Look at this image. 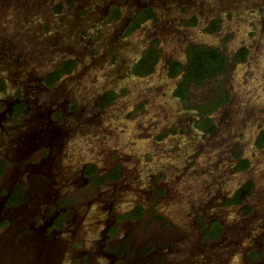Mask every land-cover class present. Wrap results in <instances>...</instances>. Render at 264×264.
<instances>
[{"label":"rangeland","instance_id":"1","mask_svg":"<svg viewBox=\"0 0 264 264\" xmlns=\"http://www.w3.org/2000/svg\"><path fill=\"white\" fill-rule=\"evenodd\" d=\"M147 6L155 18L128 33ZM191 44L218 49L226 72L185 102L167 65L184 62ZM150 49L155 71L136 74ZM71 57L75 70L48 85ZM0 83V109L17 96L29 105L16 120L0 116V191L23 183L32 204L19 216L26 225L0 220V264H113V243L127 240L139 256L128 264H264V0H0ZM219 85L229 100L207 114L208 133L198 109ZM109 92L115 100L100 106ZM88 166L122 176L98 186ZM247 181L246 204H228ZM64 199L63 231L45 242L42 230L28 233L32 213ZM139 205L144 217L118 224L113 239L114 216ZM212 222L224 228L219 240L205 239ZM147 246L155 251L143 254Z\"/></svg>","mask_w":264,"mask_h":264},{"label":"trees","instance_id":"2","mask_svg":"<svg viewBox=\"0 0 264 264\" xmlns=\"http://www.w3.org/2000/svg\"><path fill=\"white\" fill-rule=\"evenodd\" d=\"M154 11L152 8L148 7L143 14L136 19L131 27L128 29V33H132L140 27V24L146 19L154 17ZM195 20L193 21V23ZM215 27L212 30H216ZM247 49L241 48L237 55V60H244L247 56ZM159 53L153 49L145 52L143 57L139 60V63L135 66V73L142 76H149L155 71V67L159 62ZM76 66L75 61H66L61 64V66L54 72L50 73L46 78V83L48 85L54 84L58 81L63 75L71 73ZM169 73L171 78H176L181 74L180 79L178 80L175 95L181 98L183 101H188V96L191 88H201L205 86L210 80L225 74L226 72V58L221 54V52L216 48H206L204 46H199L191 44L187 48V63L182 65L176 61L169 62ZM1 84V83H0ZM0 88H3V85H0ZM116 98L114 92H110L103 96L100 100V106H106L113 102ZM229 100V94L222 90V87L219 85L215 91V99L211 101V104L204 105L198 110L201 112V116L205 117L210 112L214 111L219 106L225 104ZM23 105V104H22ZM18 106L17 108L22 109L24 105ZM19 111V113H21ZM204 130L208 133H213L216 130V126L213 122L207 117L203 120ZM259 145L264 144V131L261 133L258 141ZM249 162L247 160H241L238 166L239 170L247 169ZM7 170V163L0 161V179ZM87 173L93 175L96 178L98 184H104L107 180L111 179L113 181H118L122 174L119 166L113 167L108 174L97 176L95 169L93 167L89 168ZM25 186L23 184L16 185L11 194L8 197L9 205H17L20 203H25L26 196L24 194ZM253 183L247 181L244 183L231 198L228 199V204L238 205L242 204L247 200L248 197L252 195ZM6 190L1 191V195H6ZM144 214V208L138 206L130 214L127 215L128 218H141ZM6 226V225H3ZM222 231V227L218 224L213 225L209 229L204 228L203 232L205 237H211L214 239L219 238ZM256 255V256H255ZM250 259L258 258L256 252H251Z\"/></svg>","mask_w":264,"mask_h":264},{"label":"flooded vegetation","instance_id":"3","mask_svg":"<svg viewBox=\"0 0 264 264\" xmlns=\"http://www.w3.org/2000/svg\"><path fill=\"white\" fill-rule=\"evenodd\" d=\"M148 7H150V8H152L153 9V11L155 10L153 7H151V6H147V7H142V9H140L136 14H135V17H134V19H132V20H130V22H129V26L127 27L128 29L131 27V24L136 20V19H138L139 17H140V15L141 14H143L144 12H145V10L148 8ZM154 17L153 18H155V16H156V13H155V11H154ZM153 18H150V19H146L144 22H142L141 24H140V27L139 28H141V26H142V24L143 23H145V22H147V21H149V20H151V19H153ZM138 28V29H139ZM137 29V30H138ZM137 30H135V31H137ZM134 31V32H135ZM133 33V32H132ZM196 45V44H195ZM188 48V47H187ZM159 60H160V58H159ZM66 61H75L76 62V60L74 59V58H66V59H62V63L63 62H66ZM176 62H178V63H180V64H182V65H185L186 63H187V49H186V60L184 61V62H180V61H176ZM61 63V64H62ZM76 64H77V62H76ZM61 66V65H60ZM59 66V67H60ZM58 67V68H59ZM167 67H168V72H170L169 71V62H168V65H167ZM57 68V69H58ZM75 68H76V66H75ZM156 68V67H155ZM56 69V70H57ZM55 70V71H56ZM75 70V69H74ZM73 70V71H74ZM72 71V72H73ZM52 72H54V71H52ZM52 72H50V73H52ZM71 72V73H72ZM49 73V74H50ZM71 73H69V74H71ZM48 74V75H49ZM47 75V76H48ZM65 75H67V74H65ZM47 76L45 77V80H46V78H47ZM64 76V75H63ZM169 76H170V73H169ZM180 77H181V74H179L176 78H178V79H180ZM57 82V81H56ZM55 82V83H56ZM54 83V84H55ZM53 85V84H52ZM110 93V92H109ZM106 94H108V93H106ZM105 94V95H106ZM104 95V96H105ZM103 97V96H102ZM101 97V98H102ZM101 100V99H100ZM100 103V102H99ZM111 103H113V102H111ZM110 103V104H111ZM24 105V108L22 109L23 111H21V109H19V108H17L18 106H20V105ZM110 104H108V105H110ZM5 107H3V108H1L0 109V116H5V117H8V118H10V120H16V119H18V118H20V117H22L23 115H25L27 112H28V108H29V105H28V102L24 99V98H22V97H20V96H17V97H14L13 99H11L9 102H8V104L7 105H5V104H3ZM22 105V106H23ZM108 105H106V106H108ZM106 106H103V107H106ZM19 111H21V113H19ZM206 118H207V115H206ZM209 118V117H208ZM91 167H93V166H91ZM90 166H88V167H86L87 168V170L86 171H88V169L89 168H91ZM94 168V167H93ZM95 169V168H94ZM109 173V172H108ZM108 173H106V174H108ZM106 174H104V175H106ZM42 178V179H41ZM40 179L41 180H43V177H41ZM87 178L90 180V181H92L93 180V178L95 179V181H96V178H95V176H93V175H87ZM108 182H116V181H113V180H111V179H109V180H107L104 184H98L97 182V185L98 186H104L105 184H107ZM19 184H23V183H20V182H17L16 184H14L10 189H8V190H6V192H7V194L6 195H1V191H0V196H1V202H0V220H1V224L2 225H26V224H22V223H19L18 221H19V219H20V215H22V214H24V213H26V211H28V210H30L32 207H31V202H30V197L28 196V194H27V190H26V187H25V189H24V194H25V196H26V201H25V203H20V204H17V205H9L8 204V197H9V195L11 194V192H12V190H13V188L16 186V185H19ZM24 185V184H23ZM239 189V188H238ZM236 192V191H235ZM234 192V193H235ZM252 194H253V190H252ZM233 196V195H232ZM231 196V197H232ZM252 196V195H251ZM250 196V197H251ZM230 197V198H231ZM250 197H248L247 198V200L246 201H244L242 204H238V205H232V206H244L245 204H246V202L249 200V198ZM68 204H69V202L66 200V199H64L59 205H57V206H55L54 208L52 207L51 208V210L47 213L46 211L45 212H42V213H40V214H38V212L37 211H35L34 213H32V214H34V217H35V214H37L38 216L37 217H35L34 218V220H32V221H30L27 225H30L29 226V229L27 230L28 231V233H30V234H33V232H38V230H42V234H40V241H42V242H45V241H47L48 240V238H50V236L51 235H53V232H61V231H63V229L64 228H66V225H69L70 224V219H69V214H68V211H66L67 210V208H68ZM109 204V203H108ZM139 206H141V205H139ZM138 207V206H137ZM136 207V208H137ZM143 207V206H142ZM144 208V207H143ZM134 210V209H133ZM132 210V211H133ZM132 211H130V212H127V213H123V214H119V215H115L114 216V225H113V227H110L109 228V234L111 235V237L114 239V238H117V231L119 230V226H118V224H121V223H123V222H125V221H136V220H139V219H141V218H143L144 217V214H145V212H146V210H145V208H144V214H143V216L141 217V218H128L127 217V215L128 214H130ZM110 212H111V210H110ZM48 214H50V215H48ZM112 215H113V213H112ZM19 217V218H18ZM45 220H48V221H46L45 222ZM113 222V221H112ZM215 224H218V225H220L221 227H222V224L221 223H217V222H212V223H209V224H206V225H208V226H206L205 228L206 229H209L210 227H212L213 225H215ZM38 225H45L43 228H40V227H38ZM33 231V232H30V231ZM204 236H205V234H204ZM222 236H224V228L222 227V231H221V234H220V236H219V238H217V239H214V238H211V237H205V239H207V240H213V241H215V240H219ZM39 239V238H38ZM129 241L127 240V241H125V242H121V243H113V247L110 249V253L113 255V258H114V263L113 264H128V260L129 259H132V260H134L135 261V259H134V257L136 258V256L138 255V253L137 252H135L134 250H132V248H131V245L128 243ZM155 248L153 247V246H147V247H145V249L143 250V254H149V253H151V252H154L155 250H154ZM154 250V251H153ZM253 252V251H252ZM254 252H255V250H254ZM251 253V252H250ZM256 256V255H255ZM137 257H139V256H137ZM41 262V264H46V260H44L43 262L42 261H40Z\"/></svg>","mask_w":264,"mask_h":264}]
</instances>
